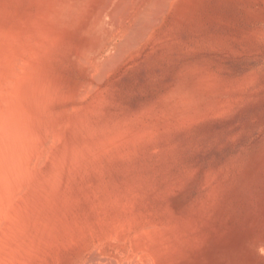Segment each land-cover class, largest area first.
<instances>
[{
  "label": "rangeland",
  "instance_id": "374dc122",
  "mask_svg": "<svg viewBox=\"0 0 264 264\" xmlns=\"http://www.w3.org/2000/svg\"><path fill=\"white\" fill-rule=\"evenodd\" d=\"M263 1L187 0L87 95L53 13L0 0V264H264Z\"/></svg>",
  "mask_w": 264,
  "mask_h": 264
},
{
  "label": "bare ground",
  "instance_id": "6f19581e",
  "mask_svg": "<svg viewBox=\"0 0 264 264\" xmlns=\"http://www.w3.org/2000/svg\"><path fill=\"white\" fill-rule=\"evenodd\" d=\"M9 1V0H8ZM40 1L38 8L45 9V13H53L51 22L48 21V31L50 45H54L53 49L60 50L65 53L64 56L75 58L78 67L85 74L86 81L85 87L82 93L89 95L95 90L97 85L108 78H112L124 71L119 69L118 65L121 62H133L134 60L143 61L147 60L146 63H151L148 60L153 53L161 54V30H164L169 25H172L171 21L180 10L184 2L187 0H37ZM264 2V1H263ZM7 3V2H6ZM11 3V1H10ZM21 3V2H20ZM30 3V2H29ZM19 4V3H18ZM35 5V3L33 4ZM264 5V4H263ZM9 6V5H8ZM184 6V5H183ZM188 6V5H187ZM22 7V6H21ZM37 7V6H36ZM190 7V6H189ZM31 8V7H29ZM28 8V9H29ZM34 8V7H33ZM36 11L37 9L34 8ZM188 9V8H186ZM40 10V9H39ZM38 10V11H39ZM30 11V10H29ZM263 11V10H262ZM36 13V12H35ZM183 14V13H181ZM9 15V14H8ZM45 15V14H44ZM178 15L177 18H179ZM21 17V16H20ZM25 17V16H24ZM50 17V16H49ZM15 19V18H14ZM23 19V18H22ZM21 19V20H22ZM175 20H177L175 18ZM182 20V19H181ZM20 21V19H19ZM17 21V22H19ZM24 21V20H23ZM46 21V20H45ZM179 21V19H178ZM176 21V22H178ZM47 22V21H46ZM187 22V19H186ZM185 22V23H186ZM175 23V22H174ZM180 23H183L182 21ZM14 24V22H13ZM43 24V23H42ZM11 25V24H10ZM21 25V24H20ZM41 25V23H40ZM19 26V25H18ZM27 26V25H25ZM42 32L46 34L45 24L44 27L40 26ZM173 27V26H171ZM20 28V27H19ZM23 28V27H22ZM13 29V28H12ZM25 29V27H24ZM31 29V28H30ZM16 32V29H14ZM18 30V28H17ZM22 30V29H21ZM25 31V30H24ZM32 31V30H31ZM14 32V31H13ZM18 32V31H17ZM22 33V32H21ZM48 33V32H47ZM7 34V33H6ZM15 34V33H14ZM13 34V35H14ZM18 35V34H17ZM20 35V34H19ZM12 36V35H11ZM31 36V35H30ZM25 37V36H24ZM27 37V36H26ZM32 37V36H31ZM15 38V37H14ZM30 38V37H29ZM28 38V39H29ZM27 39V40H28ZM35 39V38H34ZM41 39V38H40ZM14 40V39H13ZM12 40V41H13ZM4 41V39H3ZM9 41V40H8ZM16 41V40H15ZM18 42V40H17ZM27 42V41H26ZM43 42V41H42ZM9 43V42H8ZM31 43V42H30ZM27 44V43H26ZM29 44V43H28ZM27 44V45H28ZM32 44V43H31ZM12 45V44H11ZM26 45V46H27ZM4 46V44H3ZM7 46V45H6ZM16 46V45H14ZM24 46V45H23ZM5 47V46H4ZM10 47V46H9ZM38 47V46H36ZM43 47V46H42ZM66 47L78 48V49H67ZM14 48V47H13ZM12 48V49H13ZM32 56L35 52L33 47H29ZM59 48V49H58ZM149 48L151 54L146 55L145 50ZM4 49V48H3ZM2 49V50H3ZM17 49V48H16ZM34 49V50H33ZM39 49V47H38ZM47 49V48H46ZM1 50V51H2ZM7 50V49H6ZM14 50V49H13ZM40 50V49H39ZM12 51V50H11ZM23 51V50H22ZM25 51V50H24ZM148 51V50H147ZM28 52V53H29ZM35 52V53H34ZM60 52V51H59ZM38 54V53H37ZM45 54V53H44ZM145 54V55H144ZM14 55V53H13ZM26 55V54H25ZM24 55V56H25ZM27 56V55H26ZM29 56L28 57H32ZM47 56V55H46ZM27 57V58H28ZM35 57H32L35 58ZM5 58V57H4ZM19 59V58H18ZM7 60V58L5 59ZM25 60V59H24ZM30 61V60H29ZM33 61V60H32ZM17 62V60H16ZM139 62H136L138 65ZM7 63V62H6ZM20 63V62H19ZM18 63V64H19ZM22 63V62H21ZM26 63V60L25 62ZM23 63V64H24ZM17 64V63H16ZM31 64V62H30ZM3 65V64H2ZM33 65V63H32ZM15 66V65H14ZM5 67V66H4ZM10 67V66H9ZM8 67V68H9ZM27 67V66H26ZM25 67V69H26ZM31 67V65H30ZM29 67V68H30ZM33 67V66H32ZM120 67V66H119ZM2 68V67H1ZM5 67V69H8ZM11 68V67H10ZM17 70L16 67H13ZM34 68V67H33ZM32 68V69H33ZM23 69V68H22ZM21 69V70H22ZM24 69V70H25ZM2 70V69H1ZM9 70V69H8ZM7 70V71H8ZM28 70V69H26ZM12 71V70H11ZM20 72V70H19ZM18 72V73H19ZM21 71L20 73H22ZM26 71H24L25 74ZM1 73H5L2 72ZM14 73V72H13ZM27 73V72H26ZM16 74V73H15ZM14 74V77H15ZM7 75V74H6ZM26 75V74H25ZM30 75V73H29ZM1 76V75H0ZM12 76V75H11ZM2 77V76H1ZM0 77V78H1ZM23 77V76H22ZM13 78V77H12ZM24 78V77H23ZM22 78V79H23ZM28 78V77H27ZM26 78V79H27ZM15 79V78H14ZM18 80L19 76L17 77ZM16 79V80H17ZM23 79V80H26ZM30 79V78H29ZM13 80V79H12ZM3 87H10L11 85L5 86V83H10V80L5 81L3 79ZM2 81V83H3ZM9 81V82H8ZM22 81V80H21ZM14 82V81H11ZM18 82V81H17ZM24 82V81H23ZM20 82V86L21 83ZM16 83V81H15ZM28 83V81H27ZM27 83L25 85H27ZM12 84V83H11ZM14 84V83H13ZM19 84V83H18ZM41 84V83H40ZM17 85V84H15ZM14 85V86H15ZM190 85V84H189ZM19 86V87H20ZM3 87V88H4ZM22 87V86H21ZM99 87V86H98ZM11 88V87H10ZM13 88V86H12ZM37 88V86H36ZM17 89V88H16ZM21 90V89H20ZM81 90V91H82ZM13 91V90H12ZM11 91V92H12ZM2 92V91H1ZM5 93V92H4ZM10 93V92H9ZM14 93V92H13ZM1 94V93H0ZM8 94V93H7ZM79 94V93H78ZM82 94V95H85ZM4 95V94H2ZM1 95V96H2ZM14 95V94H10ZM81 95V94H79ZM81 95V96H82ZM10 97V96H9ZM16 97V95H15ZM78 97V98H82ZM77 98V97H76ZM81 99V100H82ZM8 103V102H6ZM94 103V102H93ZM5 104V103H4ZM92 105V104H91ZM96 105V104H95ZM87 106V105H86ZM78 107V106H77ZM86 108V107H84ZM4 109V108H3ZM83 109V108H82ZM93 109V108H92ZM75 110V107H74ZM96 110V109H95ZM89 111V110H88ZM1 112V111H0ZM7 117V116H6ZM26 117V115H25ZM157 117V116H156ZM8 118V117H7ZM114 118V117H113ZM3 121L5 118H2ZM2 119L0 122H3ZM10 119V118H8ZM116 119V118H115ZM113 120V119H112ZM8 122V120H6ZM10 121V120H9ZM136 121V120H135ZM5 122V121H4ZM3 122V123H4ZM5 122V123H7ZM68 122V121H67ZM9 123H12L11 121ZM63 123V122H61ZM2 124V123H1ZM0 124V126H1ZM12 125V124H11ZM61 125V124H60ZM6 129L7 127L5 125ZM5 127L2 124L0 131H4ZM61 127V126H60ZM2 129V130H1ZM5 129V130H6ZM42 129V128H41ZM9 130V129H7ZM1 134V133H0ZM6 134H9L7 132ZM2 135V134H1ZM0 135V136H1ZM4 136V135H3ZM9 136V135H7ZM2 137V136H1ZM0 137V138H1ZM8 138L5 137L4 140ZM117 138V137H116ZM3 142V139H1ZM0 140V141H1ZM7 140V139H6ZM10 140V139H9ZM17 142V141H16ZM16 142L14 144H16ZM57 142V141H56ZM4 143V142H3ZM13 144V145H14ZM9 145V144H8ZM12 145V140H11ZM12 145V147H14ZM53 145V144H52ZM1 146V144H0ZM16 146V145H15ZM109 146V145H108ZM3 147H6L3 146ZM11 147V146H10ZM22 147V146H21ZM45 147V146H44ZM41 148V147H40ZM94 148V147H93ZM110 148V146H109ZM3 149V148H2ZM5 149V148H4ZM19 150V149H18ZM17 150V151H18ZM42 150H45L44 148ZM41 150V152H42ZM2 151V150H1ZM7 151V150H6ZM13 151V150H12ZM24 151V150H23ZM8 152V151H7ZM15 152V151H14ZM2 153H5L2 152ZM45 153V152H43ZM47 153V152H46ZM18 154V153H17ZM1 155V154H0ZM19 155V154H18ZM10 156V155H9ZM39 156V155H38ZM45 156V155H44ZM14 157V156H13ZM40 157V156H39ZM37 157V158H39ZM42 157V156H41ZM1 158V157H0ZM44 158V157H43ZM3 159V158H2ZM13 159V158H12ZM24 159V158H23ZM28 159V158H27ZM1 160V159H0ZM32 162V161H31ZM38 162V160H37ZM27 163V160H26ZM35 163V161H34ZM42 163V161H41ZM40 163V164H41ZM6 164V163H5ZM36 164V163H35ZM39 165V163H37ZM4 165V164H3ZM27 166L29 164H26ZM23 167V166H20ZM30 168V166H28ZM32 167V165H31ZM36 167V166H35ZM4 168V166H3ZM21 169V168H20ZM27 169V167H26ZM25 169V170H26ZM40 169V168H39ZM38 169V170H39ZM6 170V168H5ZM32 170V169H30ZM9 171V170H8ZM7 172V171H6ZM20 172V170H19ZM30 172V171H29ZM28 172V173H29ZM36 172V171H35ZM4 173V172H3ZM23 173V172H22ZM34 173V172H33ZM13 174V172H12ZM11 174V175H12ZM18 174V173H17ZM25 174V173H24ZM1 175V174H0ZM42 176V175H41ZM7 177V176H6ZM14 177V175H13ZM2 178V177H1ZM23 178V174H22ZM30 178V177H29ZM19 179V178H18ZM28 180V179H27ZM26 180V181H27ZM4 181V180H3ZM12 182V181H11ZM23 182V181H22ZM29 182V181H28ZM5 183V182H4ZM18 183V182H17ZM25 184V183H24ZM32 185V184H31ZM39 185V184H38ZM4 189V187H3ZM27 189V188H25ZM5 190V189H4ZM15 190V189H14ZM7 191V190H6ZM16 191V190H15ZM18 192V191H17ZM20 192V191H19ZM8 194V193H7ZM10 194V193H9ZM17 195V194H13ZM9 196V195H8ZM20 196V194H19ZM3 197V196H2ZM6 197V196H5ZM13 197V196H12ZM1 198V197H0ZM7 198V197H6ZM10 199V197H8ZM19 199V198H18ZM17 199V200H18ZM23 199V198H22ZM7 200V199H6ZM14 200V197H13ZM4 201V200H3ZM16 201V200H14ZM4 203V202H3ZM13 204V203H12ZM3 205V204H2ZM6 209V208H5ZM8 210V209H7ZM23 210V209H22ZM4 211V210H2ZM146 213V212H145ZM8 214V213H7ZM108 214V213H107ZM145 215V214H144ZM16 216V215H15ZM141 219V218H140ZM3 222V221H2ZM20 226V225H19ZM144 227V226H143ZM148 227V226H147ZM151 227V226H150ZM141 229V228H140ZM144 229V228H143ZM148 229V228H147ZM94 231V230H93ZM141 231V230H140ZM145 231V230H143ZM124 233V232H123ZM134 235V234H133ZM31 236V235H30ZM6 237V236H5ZM111 237V236H110ZM153 237V236H152ZM113 238V236H112ZM87 239V238H86ZM95 239V238H94ZM151 239V238H149ZM115 241V240H114ZM80 242V241H79ZM96 242V241H95ZM118 242V241H117ZM125 242V241H123ZM146 242V240H145ZM3 244V243H2ZM4 245V244H3ZM99 245V244H98ZM104 245V244H103ZM94 246V245H93ZM135 246V245H134ZM38 247V246H37ZM91 250V249H90ZM93 250V249H92ZM3 251V250H2ZM68 251V250H67ZM132 251V250H131ZM70 252V251H69ZM89 253V251H88ZM93 253V252H92ZM96 253V252H94ZM99 253V251H98ZM91 254V253H90ZM120 254V253H119ZM89 254H87L88 256ZM123 255V254H122ZM138 255V253H137ZM90 256V255H89ZM102 256V255H101ZM99 257V256H98ZM96 257V258H98ZM94 255H91L88 260L85 259L82 264H100ZM104 258V257H103ZM112 259V258H111ZM83 260V259H82ZM103 260V259H102ZM139 260V259H138ZM147 260V258H146ZM79 261V260H78ZM148 261V260H147ZM37 262V261H36ZM39 262V261H38ZM51 262V261H50ZM103 264H111V261H101ZM116 262V261H115ZM139 262V261H138ZM142 262V261H141ZM52 263V262H51ZM62 263V262H61ZM129 263V262H126ZM147 263V262H146ZM8 264V263H7ZM24 264V263H23ZM39 264V263H38ZM114 264V263H113ZM141 264V263H140Z\"/></svg>",
  "mask_w": 264,
  "mask_h": 264
}]
</instances>
